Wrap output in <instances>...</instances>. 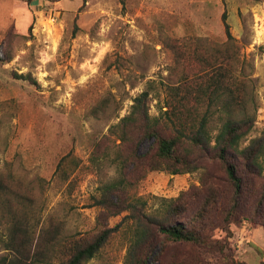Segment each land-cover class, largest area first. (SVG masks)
Here are the masks:
<instances>
[{"label": "rangeland", "instance_id": "1", "mask_svg": "<svg viewBox=\"0 0 264 264\" xmlns=\"http://www.w3.org/2000/svg\"><path fill=\"white\" fill-rule=\"evenodd\" d=\"M224 13L256 98L257 127L247 144L264 130V0H0V172L45 179L44 219L60 223L65 235L95 234L100 208L92 196L118 177L115 150L105 138L110 127L130 112L148 81H176L178 73L170 74L175 38L226 40ZM160 94L151 114L164 103L166 93ZM99 102L106 108L95 112ZM64 157L67 179L58 170ZM192 185H200L198 172L151 171L132 192L153 209L160 197H176ZM2 236L0 227V258L8 254ZM231 241L236 259L264 260V227L245 221ZM126 248L120 232L87 264H123ZM181 252L190 250L170 243L164 259Z\"/></svg>", "mask_w": 264, "mask_h": 264}, {"label": "trees", "instance_id": "2", "mask_svg": "<svg viewBox=\"0 0 264 264\" xmlns=\"http://www.w3.org/2000/svg\"><path fill=\"white\" fill-rule=\"evenodd\" d=\"M222 19L224 41L175 38L170 74L178 73L176 81H148L130 112L110 127L105 138L115 150L118 177L92 196L100 208L95 234L65 235L60 223L44 219L45 179L35 182L10 168L0 172L1 241L8 251L0 264H87L120 232L127 238L123 264H212L214 259L213 264H248L234 257L231 239L245 221L264 227V130L244 144L257 127L256 98L243 75L242 46L226 13ZM161 91L164 103L158 114H151V103L161 100ZM105 106L99 102L95 112ZM66 159L58 165L63 179L69 177ZM93 160L100 162V155ZM151 171L198 172L200 185L176 197H160L151 209L132 192L139 177ZM119 215L121 221L111 226L109 220ZM217 230L225 233L223 239L216 237ZM170 243L190 253L166 262Z\"/></svg>", "mask_w": 264, "mask_h": 264}, {"label": "crops", "instance_id": "3", "mask_svg": "<svg viewBox=\"0 0 264 264\" xmlns=\"http://www.w3.org/2000/svg\"><path fill=\"white\" fill-rule=\"evenodd\" d=\"M254 229H257V228H254Z\"/></svg>", "mask_w": 264, "mask_h": 264}]
</instances>
